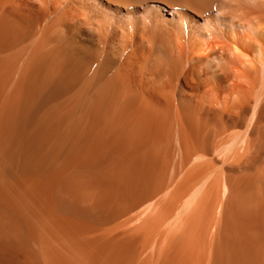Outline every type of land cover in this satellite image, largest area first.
<instances>
[{
  "label": "bare ground",
  "instance_id": "6f19581e",
  "mask_svg": "<svg viewBox=\"0 0 264 264\" xmlns=\"http://www.w3.org/2000/svg\"><path fill=\"white\" fill-rule=\"evenodd\" d=\"M0 264H264V0H0Z\"/></svg>",
  "mask_w": 264,
  "mask_h": 264
}]
</instances>
